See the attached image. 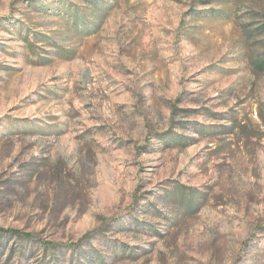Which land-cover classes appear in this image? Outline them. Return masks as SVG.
<instances>
[{"label": "rangeland", "instance_id": "1", "mask_svg": "<svg viewBox=\"0 0 264 264\" xmlns=\"http://www.w3.org/2000/svg\"><path fill=\"white\" fill-rule=\"evenodd\" d=\"M99 2L0 0V264H264V0Z\"/></svg>", "mask_w": 264, "mask_h": 264}, {"label": "trees", "instance_id": "2", "mask_svg": "<svg viewBox=\"0 0 264 264\" xmlns=\"http://www.w3.org/2000/svg\"><path fill=\"white\" fill-rule=\"evenodd\" d=\"M60 1L62 2L64 0H60ZM90 4L93 5V8L91 9V12L94 13L95 19L96 18H101L103 15H105L106 8L102 9L103 7L101 6L99 0H90ZM71 8H73V12H74L75 25H77L79 22L81 23L83 21L90 22V23H92V25L94 24L93 23L94 22V20H93L94 18L85 20L84 17H83V13H79L78 14L77 13L78 9L75 8V5H73L70 1H68L67 4H66L65 10L69 13ZM261 27L264 28V22L262 23ZM87 33H91V30H89ZM256 66L259 69H264V59L256 62ZM7 233L11 234V235H13L14 237H17V238H22V239H27V240L30 239V235L21 234L17 230H0V235L7 234ZM44 248L48 249L49 247L45 244Z\"/></svg>", "mask_w": 264, "mask_h": 264}]
</instances>
